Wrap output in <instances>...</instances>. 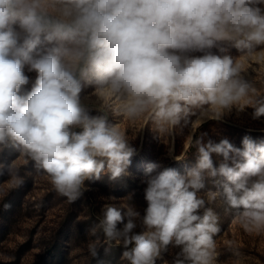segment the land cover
Returning <instances> with one entry per match:
<instances>
[{"label":"clouds","instance_id":"9594fccd","mask_svg":"<svg viewBox=\"0 0 264 264\" xmlns=\"http://www.w3.org/2000/svg\"><path fill=\"white\" fill-rule=\"evenodd\" d=\"M261 4L264 0H0V144L14 141L69 201L80 197L86 180H99L105 172L120 177L135 150L117 125L82 110L81 81L95 83L104 101L107 93L118 107L105 104L123 117L150 113L160 133L193 109L218 119L255 89L240 77L237 59L188 53L220 41L255 53L264 46ZM25 66L37 79L21 94L29 82ZM251 105L255 118L264 116V99ZM196 145L197 165L185 175L173 168L149 175L142 218L132 207L122 213L105 205L90 230L97 237L88 244L91 255L102 234L104 243L125 248L129 264H155L169 244L181 247L183 259L176 264H213L219 217L211 208L197 214L204 206L197 193L205 172L224 178L223 195L231 208L243 209L235 218L246 231L264 230V143L245 137L242 150L227 139ZM212 154L225 162L214 167ZM230 154L240 158L231 166ZM156 167L149 164L146 174ZM5 168L17 185L23 182L13 164L0 163V174ZM137 221L145 229L141 233L134 231Z\"/></svg>","mask_w":264,"mask_h":264},{"label":"rangeland","instance_id":"374dc122","mask_svg":"<svg viewBox=\"0 0 264 264\" xmlns=\"http://www.w3.org/2000/svg\"><path fill=\"white\" fill-rule=\"evenodd\" d=\"M257 6L264 10V4ZM207 52L237 59L243 68L240 77L251 84L255 92L239 106L224 110L218 119L201 116L199 109H193L167 133L159 132L150 113L132 120L123 117L105 104L118 107L107 93L104 101L97 94L95 83L81 81L79 103L82 110L89 116H102L109 124L117 125L135 151L124 174L111 179L110 173L105 172L99 180H86L82 194L75 201L59 194L50 177L38 169L35 162L21 155L14 141L0 144V163L13 164L23 180L17 185L7 168L0 174V264H129L123 258L125 248L115 242L104 243L102 234H98L101 242L96 255L89 252V242L97 238L90 230L102 218L105 205H114L122 213L132 207L142 218L148 207L145 190L149 175H157L166 168L185 175L195 168L197 164L193 166V157L198 160L197 140L206 144L227 139L241 150L245 137L257 144L264 143V116L255 118V108L251 105L256 98L264 99V46L247 55L232 42L220 41L211 49L188 55L202 56ZM24 73L29 82L22 86L21 94L30 91L37 79V73L28 71L27 66ZM75 130L82 131L80 128ZM189 147H192L190 153ZM212 159L217 168L225 162L217 154H212ZM233 159L240 158L230 154L226 162L231 166ZM149 164L157 167L146 174ZM224 182L223 177H210L205 172L204 187L197 193L198 198L204 200V206L197 214L203 215L206 208H211L219 217L220 232L214 236L213 264H264V230L244 229L235 218L243 209H233L227 204L222 188ZM210 193L218 195L212 200ZM5 204L9 207L5 208ZM122 227L123 224L117 225L118 229ZM144 230L137 221L134 231L141 233ZM180 253L181 247L169 244L155 264H176L178 258L183 259Z\"/></svg>","mask_w":264,"mask_h":264},{"label":"trees","instance_id":"16d2710c","mask_svg":"<svg viewBox=\"0 0 264 264\" xmlns=\"http://www.w3.org/2000/svg\"><path fill=\"white\" fill-rule=\"evenodd\" d=\"M206 125V123L205 124H202L201 126H205ZM197 132V131H196ZM196 134V133H195ZM192 151V147H189V153ZM196 160H197V158H196V156H194L193 157V166H195L197 163H196ZM192 166V167H193Z\"/></svg>","mask_w":264,"mask_h":264}]
</instances>
